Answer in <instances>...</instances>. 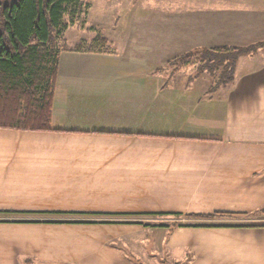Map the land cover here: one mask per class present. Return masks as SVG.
Masks as SVG:
<instances>
[{
  "label": "crops",
  "instance_id": "obj_1",
  "mask_svg": "<svg viewBox=\"0 0 264 264\" xmlns=\"http://www.w3.org/2000/svg\"><path fill=\"white\" fill-rule=\"evenodd\" d=\"M255 1L222 0L216 27L262 44ZM66 66L59 132L0 130V264H264V46L216 90L187 68Z\"/></svg>",
  "mask_w": 264,
  "mask_h": 264
},
{
  "label": "rangeland",
  "instance_id": "obj_2",
  "mask_svg": "<svg viewBox=\"0 0 264 264\" xmlns=\"http://www.w3.org/2000/svg\"><path fill=\"white\" fill-rule=\"evenodd\" d=\"M220 3L222 0H80L65 7L62 33L57 37L56 47L67 50L88 47L98 38L104 39L107 46L91 53L96 55L97 60H92L95 65L75 62V52H61L58 62L61 60L65 73L68 61L72 62L77 66L73 73L81 75L92 70L82 68L92 67L106 70L107 74L117 71L142 74L160 70L172 74L176 70L169 63L195 50L201 41L204 46L238 42L232 46L246 47L247 44L241 41L251 38L250 29L241 39L232 31L224 32L216 27V18L223 15L220 12L227 11L220 7ZM191 68L180 72L197 75V67ZM210 80L214 85L213 78Z\"/></svg>",
  "mask_w": 264,
  "mask_h": 264
},
{
  "label": "trees",
  "instance_id": "obj_3",
  "mask_svg": "<svg viewBox=\"0 0 264 264\" xmlns=\"http://www.w3.org/2000/svg\"><path fill=\"white\" fill-rule=\"evenodd\" d=\"M80 0H0V130L59 132L51 127L53 97L61 52L97 53L88 47H56L67 5ZM262 44L243 48H198L169 63L180 71L196 66L197 75L213 78L211 90L231 85L237 60ZM105 51V49H103Z\"/></svg>",
  "mask_w": 264,
  "mask_h": 264
}]
</instances>
